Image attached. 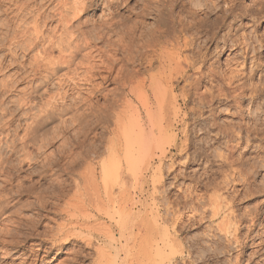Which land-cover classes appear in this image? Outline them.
<instances>
[{
  "label": "bare ground",
  "instance_id": "bare-ground-1",
  "mask_svg": "<svg viewBox=\"0 0 264 264\" xmlns=\"http://www.w3.org/2000/svg\"><path fill=\"white\" fill-rule=\"evenodd\" d=\"M252 1V4L246 5L242 0H152L151 5L146 6L148 8L145 13L154 16V23L151 26H146L145 24L147 23L144 25L142 23L139 26L137 24L131 26L132 28L128 32L125 31V33L127 32V41L121 47L124 54L122 55L121 53L122 56L120 57L117 53L103 50L105 47H102V49L101 46H97L96 40L100 38L104 39L103 41L111 42L109 36L107 37L106 35L107 33L103 32L105 28H111L109 26L111 24L101 22V24L99 23L100 25L96 24L99 25L98 27L92 25V28L85 30L90 21L89 18H85L95 12L99 0H0V135L7 130L11 131V136L15 135L16 131L13 129L14 127H11L17 117L15 115L19 114L24 120H29L25 125L24 134L20 135V141H17L16 135L13 136L12 140H4L6 142L0 137V179L3 178V183H0V244L10 247L11 252L13 251L12 253L8 252V250L7 252L6 250L5 252L2 251L3 255H0V264H54L56 260H59L61 253L59 251L63 244L70 242L73 238H80L87 246L91 247L94 245V238L98 234L97 240L99 243L100 239L98 237H100V234L107 239L96 245V250H94L97 254H94L97 257L94 260V264H133L134 260L140 264H198V260H201V258L202 260H207L206 263L208 264V260H216L221 253L220 257L223 254H229L230 258H227L225 264H244L250 261V264H253V257L256 253L254 247L262 233L260 227H264V224H262L264 221V206L255 213L253 212L254 216H248L249 219L251 218V221H249L251 225L248 226L247 235L244 237L243 227L246 228L243 226L245 222L244 214H240L241 216L236 214L235 202L239 197V192L244 190L246 185V191L247 189L252 191L253 173L246 170L244 163L241 161L242 159L239 160L234 155L238 147L244 142L248 146L254 140V137L257 139L264 138V32H259V25L264 22V0ZM147 18L150 19L151 17L148 16ZM54 22H56V25L53 30L49 31L51 28L48 27H51L50 24ZM64 38L66 39L64 40ZM227 50L236 51L235 53L237 54H235V57L233 55V57L230 56L229 59H226L225 67L224 65L222 67L221 65L217 66L212 61L213 54ZM20 51L22 53L21 57L24 56V59L26 57L28 64L27 62L25 63L24 59V62L18 60ZM8 55L11 56L9 60L7 59L9 58ZM21 57L20 59L22 60ZM19 62L25 63V65ZM12 65H15V71L9 75H7V72L6 75H3V72ZM82 68L85 69V73L83 72L81 76L87 75L91 86L87 88L88 92L86 93L88 95H80L78 98L75 97L76 95L73 91L76 90L75 88L79 84L77 81L80 79V72L76 71H80L79 69ZM75 72L79 74H77L79 77H77V81L72 76ZM70 73L73 74L70 75ZM24 74L31 76V80L27 76V79L25 78L26 80H24H29L31 85L27 84L28 88H21L20 94H15V92L14 94L18 98L11 100V94L16 91L14 88L20 89L16 85V83L21 82L18 78L22 79L21 75L24 76ZM97 74L101 79V81L99 80L100 83L98 80L96 83V80L94 81L95 78L93 79ZM108 82L115 83L117 86L106 90L105 84ZM51 85L59 86L65 91H62L63 95L58 91L57 94L59 96L57 95L54 101H51L54 95H51L49 91L53 98L51 96H49L51 100L45 98V105H43L44 92L47 93V89L51 90L54 88H51ZM86 87L88 86L86 85ZM125 87H129V89L126 88L129 90L128 99L126 98L128 101H125V97H123L124 99L120 97L124 94L120 89L122 90ZM41 89L46 90L40 93ZM7 93L9 95L6 96V100L13 104H11L12 106L3 107L5 104L3 96ZM117 93H119L121 99L118 98ZM79 94L77 95L79 96ZM125 94L127 93L125 92ZM99 97L104 99L102 105L95 101ZM36 99H39L42 107H44L38 112L34 110L37 107V103H39ZM116 99H119L118 102L124 100L123 102H126L124 105H127L128 102V107H125L129 113L127 120H124L125 114L123 112L124 115L121 117V111H117V107V109L114 108V105L118 103ZM2 100L3 102H1ZM60 100H63V102H60ZM258 100L263 104H261L262 108H260L261 105L258 106ZM53 103L58 105H51ZM66 103H70L69 106H72V108L78 104L75 107L79 109V105L83 104L84 107L86 106L85 108L89 109L87 110L89 112H86V109L81 110L80 113L79 110L77 111V114L85 111L80 116L78 115V119H81L82 116L81 120L84 125L95 117H100L101 121H110L116 117L115 120H117L110 121L108 125L109 127L115 123L116 129L112 133L117 135L115 138L119 136L117 140L112 139L109 145V155L113 161H108L109 165H107V162H103L104 168H102L104 171L103 175L110 169H114L116 174L118 172V175L113 176L114 178L116 177L115 182L116 179L119 183L122 182L121 180L124 182L125 175L132 173H127L128 171H134L135 168L142 166L149 170L153 169L154 174L159 172V175H162L163 164L173 149L177 152L172 154V157L184 155L183 164L186 166V171L183 176L195 181L193 184L189 183L190 186L189 184L188 186H178L179 191L181 190L185 193L184 199L179 200L181 197L177 200L174 199V201L167 199V202L162 199L164 202L162 203L160 200V186L163 184V176L156 178L158 175L156 173L154 175L155 178L153 179L152 177V186L148 184L147 198H149L147 199V204L144 202L146 207L143 205L145 207V210L142 209V211L144 210V215L141 214L140 209L139 211L135 210V206L140 200L134 202V198L131 197L132 194H129L128 190H125L127 192L125 196L123 189L122 199L124 198V200L121 202H118L121 197L118 201L112 197L113 194L110 192H113V190H109V196H111L110 198L107 197L108 202L105 201L106 203L98 199L97 196H95L97 198L93 199L92 194H89L91 199L87 196L88 200L87 198L82 200L83 202L81 201L82 203L79 207L86 218V226L84 228L87 232L84 234L85 229L83 227L79 231V229L67 222L57 223L56 230L48 229L46 233L37 232L35 224L42 220V214H37L39 220H37L38 217L16 216L19 212H17L19 205L23 208L28 206L23 204L21 198H19V196L21 197L25 194H35L36 202L32 203L38 210L48 208V199L44 196L43 191L41 192L37 188L38 186L36 187L35 183L26 185L20 180L22 183L19 182L20 185L17 183V188H14L15 171L19 167L15 163L17 159L15 155L22 153L25 159L28 158L29 162H31L35 161L34 151L37 150L38 153L42 154V148L52 143L43 141L44 137L45 139L49 138L47 134H49L50 128L47 127V124L56 116H61L57 118L59 120L65 116L64 114L67 115L65 111H70L71 108L69 106V109L66 108L67 106L64 105ZM223 105H225V108H222ZM253 109H256L257 113L252 115ZM71 111L74 110L71 109ZM75 111L74 114L76 113ZM230 111L233 115L239 116L240 119H245L247 116L245 112L247 111V114L251 116L252 122L236 124V122L227 123L220 120V115L223 112L228 113ZM68 113L70 114V112ZM7 114H11L12 118L5 120L7 118L4 117ZM77 114L75 115L77 116ZM73 118L77 119V117L75 118L73 115L71 118L73 120L71 123L74 124L78 119L74 120ZM198 134L203 135V137L196 140L199 137ZM85 135L86 132L83 138H85ZM74 138L76 139L77 137ZM99 139L101 140V138ZM220 140L225 144L223 145L224 151L218 152L217 150L216 152L219 153L224 165L228 167V172L225 174L227 182H224L226 183L225 189L227 185L229 188L223 192L231 193L232 191L234 195L231 198L225 197V194H221V189H223L220 186L221 184L219 185L216 182L217 186H214V192L209 196L210 207H212L211 223H215V225H212L214 229L210 231V234L207 232L210 242V245L207 246L200 239L188 238L186 240L182 235L187 222H191L190 225H203L206 218L205 214L210 210H207L204 206L205 209L200 213L201 207L199 209V206H197L199 202L202 204L203 201L199 198L201 197L199 187L208 185L209 181L202 184L204 179L201 180L196 177L198 172L194 171L195 173L191 174L192 172L187 171V168L197 163V161H200V165L205 162L204 167H209V169L205 170L204 178L210 179L212 171L215 172V168L213 169L212 166L210 168V165L207 164L208 162L204 160H208V155L211 153V145ZM83 142L85 143V140ZM84 143L80 140L78 144L85 146ZM195 144H198V146H195ZM94 145L92 146L98 147L100 144ZM87 146L90 148V145L87 144L85 147ZM194 146V151L189 153L188 151ZM257 146L262 149L260 150L262 154L259 156L264 159V148H262L261 144ZM81 149H84L80 153L81 156L77 154L80 151L74 153L75 150H72L73 154L67 153L69 155L67 156L65 151L67 148L64 153L63 151L57 152L55 157L58 156V158L55 159L53 156L54 159L51 158V161H54V163L50 164L48 162L50 159H48L49 156L47 155L48 157H44L47 161L43 158L46 162L44 164L43 161V164L46 166L48 162L49 165L57 164L63 171H76V167L81 166L83 162L85 165L89 164L90 161L92 162L89 159L91 158L89 157L91 149L90 151L83 147ZM96 150L94 148L93 151L95 152ZM67 151H70V149ZM93 151H91L92 155ZM95 153L98 154L99 152ZM66 156H71L73 159L76 156V159L72 163L70 160L66 161ZM93 156L95 159V155ZM94 164L93 166L90 164L88 166H90L89 168L94 167L92 170L96 172ZM85 165H83L84 169L87 168ZM171 168L172 171H176L173 162ZM114 170H112L111 175H113ZM244 173H246L245 178ZM241 175H243V178H241L245 185L242 188H238L239 182L237 179H240ZM104 176L106 177L107 175L105 174ZM178 176L179 174H175L174 178L177 180ZM135 181L137 180L135 179ZM125 182V185L129 183L126 180ZM130 184L132 185V183ZM174 185L176 184L174 183ZM58 188L61 189L62 186ZM128 189L130 190V188ZM63 193L61 194L63 195ZM87 193L85 194L87 195ZM163 196L165 198V195ZM32 203H29V205L33 206ZM73 207L76 209L75 206ZM68 209H66V213ZM92 209L97 211L96 214H91ZM187 212L189 218L185 220ZM43 215L48 217L45 214ZM101 218L106 219V221L96 223ZM90 220L95 221V224L91 225ZM103 224L104 226H102ZM114 227L119 230L121 238H125L128 234L132 235V245L136 249V255L125 248L126 246L123 248L116 246V243L120 241V237L118 236L119 239L116 238L117 236L113 233ZM33 239H40V241L35 240L36 242H34ZM128 239L126 238V241ZM30 241L31 243L28 244ZM209 242L206 243L208 244ZM200 249L207 251L201 258L196 254ZM122 252L124 253L123 256ZM10 253L12 256L13 254L18 255L12 258Z\"/></svg>",
  "mask_w": 264,
  "mask_h": 264
},
{
  "label": "rangeland",
  "instance_id": "rangeland-1",
  "mask_svg": "<svg viewBox=\"0 0 264 264\" xmlns=\"http://www.w3.org/2000/svg\"><path fill=\"white\" fill-rule=\"evenodd\" d=\"M118 2L116 3V0H103V1H101V0H99V2H98V5H97V7H96V10H95V12L93 13V14H90V15H87V17L85 18V19H88L89 18V23H88V26H86L84 29L85 30H89V28H92V25H96V24H101V22L102 23H106V24H111V25H109V26H111V28L109 27V29L108 28H105L104 30H103V32H106L107 34V37L109 36V38L111 39V42H109V41H107V40H105V41H103L102 40V38H100V39H97L96 41H97V46H101V48L103 47H105L103 50H108L110 53H117V55L119 56L120 55V57L124 54L123 52H122V50H121V47L123 46V44H124V42H126L127 41V36H126V34H127V32L129 31V29H131L132 27L131 26H135V25H137V26H139V25H142V23H143V25L145 24V23H147V24H145L146 26H148V25H150L151 26V24L152 23H154L153 21H154V16L152 15V14H146L145 13V11H146V9L148 8V7H146V6H149V5H151V1L150 0H117ZM142 1V2H141ZM150 1V2H149ZM186 1V0H185ZM246 3H245V2ZM252 0H242V2L244 3V4H248V5H250V4H252V2H251ZM111 2V3H110ZM149 2V3H148ZM103 4V5H102ZM105 4V5H104ZM117 4V5H116ZM120 4H122V5H120ZM115 5V6H114ZM144 5V6H143ZM119 8H118V7ZM134 6V7H133ZM135 9V10H134ZM141 10V11H140ZM137 12H142V14H143V12H144V14L142 15V14H140V13H137ZM151 17L150 19H148L147 17ZM112 17V18H111ZM111 19V20H110ZM124 20V21H123ZM96 21V22H95ZM90 24V25H89ZM99 24V25H100ZM56 25V22H54V23H52V24H50V26L51 27H48V28H51V29H49V31H51V30H53V28H54V26ZM99 25H96L97 27L99 26ZM114 25V26H113ZM116 25V26H115ZM91 26V27H90ZM114 28V29H113ZM118 28V29H117ZM250 30V29H249ZM125 31H127L126 33H125ZM259 32L261 33H263L264 32V22H262L260 25H259ZM125 34V35H124ZM115 35V36H114ZM117 37V38H116ZM113 38V39H112ZM66 38H64V40H65ZM121 40V41H120ZM106 42V43H105ZM107 44H108V47H107ZM110 44V45H109ZM122 44V45H121ZM118 45H121V46H117ZM110 46V47H109ZM114 48H116V49H114ZM115 51H114V50ZM236 51H232L231 52V50H227V51H224V52H219V53H215V54H213V56H212V61L218 66H220L221 65V67L224 65V67H225V64H226V59H229L230 58V56H232L233 57V55H234V57H235V54H237V53H235ZM121 53H122V55H121ZM1 54V53H0ZM19 57H18V60L19 61H22V62H24L23 61V57H21V55H22V53H21V51H20V53H19ZM9 56V58H7L8 60L9 59H11V56L10 55H8ZM0 57H1V55H0ZM20 57L22 58V60L20 59ZM231 57V58H232ZM1 60V59H0ZM25 63L27 62V64L29 63L28 62V60L26 61V57H25ZM19 63H21V62H19ZM25 63H21V64H23V65H25ZM218 63V64H217ZM26 64V65H27ZM22 66V65H21ZM15 67V65L13 66H11L10 68H7L6 70H5V72H3V75H6V72L8 73L7 75H9V74H12V72H14L15 71V69L16 68H14ZM85 68V67H84ZM84 68H82L83 69V71H82V69H79L80 71H76V72H80V79H79V81H77V77H78V75L76 74V72H75V74H73V73H70V75H72V76H74L75 78H74V80L75 81H77L79 84L77 85V87H81L80 89L79 88H75L74 90L75 91H73V93L76 95L75 97H80V95H82V96H84L85 94L86 95H88L86 92H88L87 90V88H89V86H91V82H90V80H88L87 79V75H84L83 77L81 76V75H83V72L85 73V69ZM29 69V68H28ZM8 70H9V72H8ZM22 70L20 69V72H21ZM28 71V70H27ZM26 71V72H27ZM26 72H24L25 74H28V73H26ZM22 73V72H21ZM23 74V73H22ZM24 74V76L23 75H21L22 76V79H19L18 78V80L19 81H21V82H19V83H16V85L18 86V88H20V89H18L17 90V88H14V90L16 89V91H14L13 92V94H11L12 96L10 97V98H12L11 100H16L18 97H17V95H15V94H18L19 93V91L21 90V88H25V87H27L28 85L27 84H29V86L31 85L30 84V82H29V80H31L30 78H31V76L29 77V76H27V75H25ZM98 75V74H97ZM96 75V77H93V79H94V81L97 83V80L99 81H101V79H100V77H99V75L97 76ZM29 77V80H27V81H24V80H26L27 79V77ZM86 76V77H85ZM2 77H4V76H2ZM78 77V78H79ZM83 79H82V78ZM26 78V79H25ZM98 78V79H97ZM85 79H87V80H85ZM57 80V79H56ZM23 81V82H22ZM88 81V82H87ZM100 81H99V83H100ZM24 82H26V84H24ZM55 82H57V81H55ZM72 82V81H71ZM74 82V81H73ZM94 82V83H95ZM87 83V84H86ZM89 83V84H88ZM107 84V85H106ZM105 84V86H106V90H110L109 88H113V87H116L117 85L115 84V83H111V82H108V83H106ZM22 85V86H21ZM27 85V86H26ZM86 85L88 86V87H86ZM115 85V86H114ZM20 86V87H19ZM24 86V87H23ZM28 86V87H29ZM27 87V88H28ZM52 87H54V88H52ZM55 87H57V88H55ZM84 87V88H83ZM26 88V89H27ZM52 88V89H51ZM51 90H49V89H47V93L46 92H44V100H42L43 102H42V104L43 105H45L44 104V102L46 101V99H48L49 98V96H51V95H54V98L51 100L50 98L48 99V100H51V101H54V99H55V97H57V93H58V91H59V93L61 94V95H63V92L65 91V89H62L61 87H59V86H56V85H54V86H52L51 85ZM108 88V89H107ZM126 88H128L129 89V87H125V88H123L122 90L120 89V91H122V93H124V94H122L121 96L119 95V93H121V92H119V93H117V96H118V98L119 99H124L123 97H125V101L128 99V95H129V90L128 89H126ZM54 89V90H53ZM66 89H68V87H66ZM79 89V90H78ZM22 90H24V89H22ZM42 91L40 92V93H42L44 90H46V89H41ZM53 90V91H52ZM64 90V91H63ZM85 90V91H84ZM123 90H124V92H123ZM51 93H50V92ZM57 91V92H56ZM63 91V92H62ZM70 92H72L71 90H69ZM16 92V93H15ZM55 92V94H53ZM84 92V93H83ZM125 92L127 93V94H125ZM15 93V94H14ZM51 95H50V94ZM80 93V94H79ZM20 94V93H19ZM49 94V95H48ZM77 94H79V96L77 95ZM7 95H9L8 93L5 95V96H3L4 97V99H5V104L3 105V107H8V105H11V104H13L12 102L10 103L8 100H6V96ZM61 95H60V98H61ZM59 96V95H58ZM121 98H120V97ZM46 98V99H45ZM59 98V97H58ZM58 98H56V100L58 99ZM59 98V99H60ZM117 98V97H116ZM127 98V99H126ZM59 99H58V101H59ZM62 99V98H61ZM99 99V100H98ZM98 99H95V101H97L100 105H102L103 104V102H104V99L102 98V97H99ZM118 99V100H119ZM36 100H38L39 101V99H36ZM117 100V99H116ZM118 100L116 101V102H118ZM57 101V102H58ZM122 101V102H121ZM121 101H119L118 103H119V106H118V103H116L117 104V106H116V104L114 105V108H116L117 109V111H121L120 112V114L122 115H120L121 117H123V115H124V117L123 118H125L124 120H127V117L129 116V113H128V111L125 109V107L127 108L128 106V102H127V105H124V104H126V102H123L124 100H121ZM128 101V100H127ZM1 102H3V100L1 101ZM60 102H63V100H60ZM7 104V105H6ZM41 104V101H39V103H37V107L34 109L35 110V112H38L40 109H43L44 107H42V104ZM69 104L70 103H66V104H64L65 106H67L66 108H68V106H69ZM122 104V105H121ZM258 106H260L262 103H260V101L258 100ZM51 105H55L54 103L53 104H51ZM58 105V104H57ZM57 105H55V106H57ZM85 105V104H84ZM263 105V104H262ZM260 106V108H262L263 106ZM12 106V105H11ZM41 106V107H40ZM60 106V105H59ZM74 106V105H73ZM75 106H78V104L77 105H75ZM74 106V108H72V106H69V108H71L72 110H76L75 112V114H77L78 112V110H79V113L81 112V110H84V109H86V112H89V111H87V110H89V109H87V108H85L84 106H83V104H80L79 106H80V108L79 109H76L77 107H75ZM83 108H82V107ZM61 107V106H60ZM225 108V105H223L222 106V108ZM68 108V109H69ZM82 108V109H81ZM71 109H70V111H68V110H66L65 112L67 113V115L66 114H64L65 116H63L61 119H57V118H60L59 116L57 117H55L53 120H51V121H49V124H47V127H49L50 128V130H49V134H47L48 136H49V138L46 140L45 139V137H44V140L43 139H41V140H43L44 142H52L51 144H48V145H46V147H43L42 148V154H40V152L38 153V151L36 150V151H34L33 153H35L33 156H34V160L35 161H31V162H35V163H31V162H29V160H28V158L27 159H25V157H24V155L22 154V153H18V154H16L15 156H16V160H15V163H16V165H18L19 167L16 169V171H15V173H16V176H15V180L13 181V185L15 186L14 188L16 189L17 188V186L18 185H20L19 184V182H24L26 185H28V184H30V183H35L36 184V187L39 189V190H41V192L43 191V194H44V196L46 197V199H48V201H49V205H48V208H46V209H44V210H38L34 205H33V203L32 202H36V196H35V194H25V195H22L21 197L19 196V198H21V201L23 202V204H26V205H28V206H25V208H23V207H20V205H19V207H17L18 209H17V212L20 214H18L17 212V214H16V216L18 215V216H24V217H26V218H28V217H30V218H37L38 217V215L37 214H42L41 215V219L42 220H40V221H38V222H36V228H37V232H45L46 233V230H52V229H55L56 230V228H57V226H58V224L59 223H70V225L71 226H73V227H76L77 229H79V231H81L82 229V227H83V229H85L84 227L86 226V218H85V216H84V212H82L81 211V209H79V207H80V204L83 202L82 200H86V198H87V200H88V197L87 196H89L90 198L89 199H91V196L93 197V199L94 198H97L98 197V199H100L102 202H104V203H106V202H108V199H107V197L108 198H110V196H109V194L110 193H112L113 194V198L115 199V200H119V198L121 197V199H122V196H123V194L126 196L127 195V190L129 191L128 193L129 194H132L131 195V197H133L134 198V202L135 201H138V200H140V202L138 201L137 202V204H136V206H135V210L136 211H139V209L141 210V214H143V211L145 210V207H146V204H147V202H148V198H147V193H148V184H150L151 186H152V177H153V179L155 178L154 177V175L157 173L158 175H157V177L156 178H158L159 176H163L162 178H163V184L160 186V190H161V202L162 203H164V202H167L168 200L169 201H171V200H173L174 201V199H178V198H180L179 200H182V199H184V194L185 193H183L181 190L179 191V185H184V186H188V184L190 183V184H193V183H195V181H193L192 179H190V178H187V177H184L183 175V173L186 171V166L183 164V162H184V159H185V156L183 155V156H173L172 157V154H174V153H176L177 151L175 150V149H173L169 154H168V158H166V160H165V162H164V164H163V170L161 171V174L162 175H159L160 173L159 172H155V174H154V170L152 169V170H149V169H147L145 166V168L142 166V167H139V168H135L134 169V171H126L127 173H130V172H132V173H130V175L129 174H127V175H125V179H124V182H123V180H121L120 182L121 183H119V181H117V179H116V182H115V178L113 177V176H116V175H118V172H117V174H116V172H115V170L114 169H110V168H108V169H110V171H107V172H105L104 173V175L106 174L107 176L105 177L104 175H103V169L102 168H104L103 166V162L105 163V162H107V165H109L108 163V161H113V160H111V157H110V155H109V145H110V142H111V140L112 139H115V140H117V138L119 137H117V138H115L117 135H115L114 133H112L113 132V130H115L116 129V127H115V123H114V125H112V126H109L108 127V125L110 124V121L112 122L113 120H115V118H113V120L111 119L110 121H101L100 120V117H95V118H92L90 121H89V123H86V125H84L83 123L84 122H82V116H81V119H80V121H78L79 119H78V117L82 114V113H85V111L84 112H82L81 114H77V116L74 114V111H71ZM254 111H252V115L253 114H255V113H257V111H256V109H253ZM232 111V110H231ZM231 111L230 112H223V114L222 115H220V117H221V119L220 120H223V121H226L227 123H230V122H233V123H235L236 122V124L237 123H243L244 124V122H252L251 121V116L250 115H248L247 113V111L245 112L246 113V117H245V119H240L239 118V116L237 117V115H233L232 113H231ZM233 111H234V109H233ZM232 111V112H233ZM34 112V111H33ZM68 112H70V114L68 113ZM71 112H73V113H71ZM16 114H17V112H16ZM74 115V117L76 118L77 117V119H74V120H77V121H75L74 122V124L73 123H71L73 120L71 119L72 117H73V115ZM79 115V116H78ZM8 116V117H7ZM17 116V117H16ZM70 116V117H69ZM249 116H250V118H249ZM15 122H14V125L13 126H11L13 129H15V135H16V139H17V141H20V135H23L24 134V130H25V125H26V123L27 122H29V120L27 119H25L24 120V118H21V115H15ZM91 117H93V116H91ZM120 117V119H122ZM4 118H7V119H5V120H9L8 118H12V116H11V114H7V115H5V117ZM66 118V119H65ZM18 119H20V120H18ZM67 120V121H66ZM97 121V122H95V121ZM117 120V119H116ZM115 120V121H116ZM123 120V119H122ZM31 121V120H30ZM52 121H55V122H52ZM64 121V122H63ZM66 121V122H65ZM92 121H93V123H92ZM100 121H101V123H100ZM78 122V123H77ZM82 122V123H81ZM102 122H104V123H102ZM107 122H108V124H107ZM75 123H77L78 125H80V126H78L77 124V126L75 125ZM79 123H81V124H79ZM91 123V124H90ZM107 125H106V124ZM241 123V124H242ZM73 126H72V125ZM87 124H88V126H87ZM90 124V125H89ZM93 124V125H92ZM112 124V123H111ZM68 125V126H67ZM85 126H86V128H85ZM90 126H92V127H90ZM105 126V127H104ZM264 126V125H263ZM78 127H79V129H78ZM91 129H90V128ZM95 127V128H94ZM97 127V128H96ZM111 127V128H110ZM112 127H113V129H112ZM22 128V129H21ZM68 128V129H67ZM12 129V130H13ZM86 129H88V130H86ZM107 130V131H106ZM48 131V130H47ZM79 131H80V134H79ZM96 131V132H95ZM10 132V133H9ZM23 132V133H22ZM85 132H86V135H85V138H83V136H84V134H85ZM88 132V133H87ZM76 133H78V134H76ZM81 133H82V135H81ZM94 133V134H93ZM109 133V134H108ZM19 134V135H18ZM111 134H113L112 136H111ZM15 135H13V136H15ZM47 135H45L46 137H48ZM199 135V134H198ZM3 136V137H2ZM13 136H11V131H5V132H2L1 133V135H0V137L3 139V141L4 140H12V138H13ZM79 136V137H78ZM87 136V137H86ZM102 136V137H101ZM253 137H254V135H252ZM252 136H251V138H252ZM18 137V138H17ZM74 137H77L76 139L74 138ZM112 137V138H111ZM201 137H203V135H199V137L196 139V140H199V138H201ZM212 137H214V136H212ZM6 138V139H5ZM99 138H101V140L99 139ZM109 138H110V141H109ZM75 140V141H74ZM80 140H81V142L82 143H84L83 142V140H85V146L88 144V145H90V148H89V146H87V147H85L83 144H81L82 145V147L83 148H87V150L89 149V151H90V149H91V151H93L94 150V148L95 149H97L95 152H99L98 154H96L94 151L92 152L93 153V155H95V159H94V156L91 154V151H90V156L89 157H91V158H89V159H91L92 160V162L90 161V165L91 166H93V164H94V166H95V171L96 172H93L94 170H92V168H94V167H92V168H89L90 166H88L89 164H87V165H85V163L83 162V164L81 165V166H77L76 167V171H63L59 166H57V164H51V165H49L50 163H54V161L52 162L51 161V158L52 159H54V157H55V155L57 154V152L59 153L60 151H63V153L66 151V154L67 153H71V154H73V151L75 150V152L74 153H76L77 151H80V152H77V154H79L80 155V153L82 152V151H84V149H81L82 147H80L81 145L80 144H78L79 142H80ZM260 140V141H259ZM3 141H2V143H3ZM6 141H4V142H6ZM89 141H90V143H89ZM94 141V142H93ZM96 141V142H95ZM118 141H119V139H118ZM213 141H215V140H213ZM92 142H93V144H92ZM217 143H214L213 145H211V153H209V155H208V160H204V161H207L208 163V165H210V168H212L213 167V169L215 168V172H213L212 171V176H211V178L210 179H208V178H204V172H205V170H207V169H209V167H204L205 166V162L202 164V165H200L199 164V162L200 161H197V163H195V164H192L191 166H189V168H187V171H191L192 173L191 174H194L195 172H198V176L196 175V177L197 178H200L201 180H203L202 181V184L204 183V182H206V181H209V183H208V185H202V186H200L199 188H200V190H199V194L201 195V197H199V198H201V201H202V204H201V202H199L200 203V205H199V203H198V205L197 206H199L198 208L200 209V207H201V211H199L200 213L202 212V210L203 209H205V207H206V209L207 210H209L208 212H207V214H205V223H203V225H201V226H199V225H196V224H193V225H190L191 224V222L190 223H188L187 222V225H186V227H185V229L183 230V233H182V235H183V237H185V239L186 240H188V238L189 239H200L201 240V242H203L204 244H206L207 246H209L210 245V242H209V234H210V231H212V229H214V227H212V225H215V223H211V218H212V211H211V208L212 207H210L211 205H210V200H209V196L210 195H212L213 194V192H214V189H215V187L214 186H217V184H221L220 186L224 189H221V194H225V197H228V198H231V196H233L234 195V193H232V191H231V193L229 192V193H226V192H223V191H225L227 188H229V186L227 185V187H226V189H225V182H227L226 181V179H227V177L225 178V174H226V172H228L227 171V168L228 167H226V165H224V163L221 161V159H220V157H219V153L218 152H223L224 151V146L223 145H225L224 143H223V141L222 140H220V141H216ZM222 142V143H221ZM252 142V143H251ZM249 144H248V146H247V144H246V142H244L243 144H241L239 147H238V149L235 151V153H234V155H235V157H237L239 160H241L243 163H244V168L246 169V170H248V171H250V173H253L252 174V176H253V186H252V191L251 190H248L247 189V191H246V188H247V185L245 186L246 188H244V190H242V191H240L239 193V197L236 199V202H235V210H236V214H238L239 216H241V215H243L244 214V218H245V222H244V224H243V226H245L246 228H244L243 227V234H244V237H246V235H247V231H248V226H250L251 225V223H249V221H251V218L249 219V217H252V216H254L253 214L257 211V210H259L261 207H263L264 206V159H263V157H261V156H259V155H261L262 153L260 152V150H262V149H260V148H258V146L257 145H260L261 144V146H262V148H264V138H259V139H257V138H255L254 137V140L253 141H251ZM106 143V144H105ZM197 143H199V142H197ZM41 144H42V141H41ZM77 144V145H76ZM93 146H95L94 144H100L98 147H93ZM108 144V145H107ZM63 145H64V147H63ZM195 146H198V144L196 145L195 144ZM195 146L191 149V150H189L188 152L189 153H191V152H193L194 151V149H195ZM215 148H214V147ZM257 148H256V147ZM62 148V149H61ZM67 148V150H69L70 149V151H67V150H65ZM92 148H93V150H92ZM105 148V149H104ZM65 150V151H64ZM73 150V151H72ZM218 150V152H216ZM6 151H8V150H6ZM72 151V152H71ZM44 152V153H43ZM46 153V154H45ZM50 153V154H49ZM54 154V155H52V154ZM108 153V154H107ZM44 154V155H43ZM77 154H76V156H77ZM104 154V155H103ZM37 155V156H36ZM40 155V156H39ZM49 156V158L48 159H50V161H48L49 162V164H48V162H47V165H49V166H47V168H45L46 166H44V164L46 163L45 161H47V159H45L44 157L45 156ZM50 155H52V157H50ZM218 155V156H217ZM47 156V157H48ZM54 156V157H53ZM67 156H69L68 154H67ZM66 156V157H67ZM76 156H75V158L73 159L71 156V158L70 157H67V160L66 161H68V160H70V161H72V163H73V161L76 159ZM81 156V155H80ZM92 156H93V158H92ZM100 156V157H99ZM108 156H109V158H108ZM112 156V155H111ZM157 157H158V155H156ZM22 157V158H21ZM65 157V158H66ZM105 158V160H104V158ZM113 157V156H112ZM31 158H33V157H31ZM31 158H30V160H31ZM36 158V159H35ZM45 159V161H44V159ZM56 158H58V156L57 157H55V159ZM70 158V159H69ZM98 158V159H97ZM103 158V159H102ZM173 158V159H172ZM94 159V160H93ZM97 159V160H96ZM102 159V160H101ZM262 159V160H261ZM22 160V161H21ZM27 160V161H26ZM41 160V161H40ZM253 160H254V162H253ZM256 160V161H255ZM259 160V161H258ZM37 161V162H36ZM43 161H44V164H43ZM64 161V160H63ZM65 161V162H66ZM245 161V162H244ZM19 162V163H18ZM102 162V163H101ZM172 162L174 163V167L176 168L175 170L176 171H172L171 169V164H172ZM248 162V163H247ZM260 162H262V163H260ZM14 163V164H15ZM18 163V164H17ZM21 163V164H20ZM92 163V164H91ZM42 164H43V166H44V169H43V166H42ZM101 164V165H100ZM156 165H157V163H155ZM83 165H85V167L87 166V168H89V169H84V166ZM106 165V164H105ZM155 165V166H156ZM165 165V166H164ZM83 166V168H81ZM212 166V167H211ZM59 169H58V168ZM252 167V168H251ZM257 167V168H256ZM80 168V169H79ZM112 168H114V167H112ZM144 168V169H143ZM165 168V169H164ZM169 168V169H168ZM141 169V170H140ZM145 169H147V170H145ZM20 170V171H19ZM23 170V171H22ZM46 170V171H45ZM84 170H86V171H84ZM92 170V171H91ZM112 170H114L113 171V175H111V173H112ZM144 170V171H143ZM193 170V171H192ZM225 170V171H224ZM245 170V171H246ZM83 171V172H82ZM106 171V170H105ZM195 171V172H194ZM247 171V172H248ZM67 172V173H66ZM86 172V173H85ZM88 172V173H87ZM94 174H92V173ZM125 172V173H126ZM133 172H134V175H133ZM217 172V173H216ZM60 173H62V174H60ZM138 173H140V174H138ZM190 173V172H189ZM43 174H45V175H43ZM47 174V175H46ZM83 174V175H82ZM132 174V175H131ZM152 174V175H151ZM175 174H179V176H178V178H177V180L174 178V175ZM224 174V175H223ZM93 175V176H92ZM96 175V176H95ZM129 175V176H128ZM137 175V176H136ZM245 176H246V173H244V178H245ZM84 177V178H83ZM91 177V178H90ZM93 177V178H92ZM95 177V178H94ZM143 177V178H142ZM243 178V175H241L240 176V179L238 178L237 179V181L239 182V185H238V188L240 187V188H242V187H244V185H245V182L242 180V178ZM86 178V179H85ZM88 178V179H87ZM91 180H90V179ZM106 178V179H105ZM223 178V179H222ZM108 179V180H107ZM135 179L137 180V181H135ZM21 180V181H20ZM114 180V181H113ZM125 180L127 181V183H128V181H129V183L127 184V185H125L126 184V182H125ZM166 180V181H165ZM242 180V181H241ZM2 181V182H1ZM86 181V182H85ZM132 181V182H131ZM225 181V182H224ZM21 182V183H22ZM115 182V183H114ZM118 182V183H117ZM171 182V183H170ZM216 182H217V184H216ZM0 183H3V178H1L0 179ZM17 183H18V185H17ZM60 183V184H59ZM123 183V184H122ZM130 183H132V185L130 184ZM174 183L176 184V185H174ZM89 184V185H88ZM113 184V185H112ZM140 184H142L141 186H140ZM157 184L159 185V183H158V181H157ZM190 184H189V186H190ZM17 185V186H16ZM58 185H60V186H58ZM119 185V186H118ZM166 185V186H165ZM171 185H173V186H171ZM218 185V186H219ZM62 186V188L60 189V188H58V187H61ZM97 187L96 189H95V187ZM109 186V187H108ZM113 187V189H112V187ZM126 186V188H124ZM128 186V187H127ZM133 186V187H132ZM193 186V185H192ZM110 187H111V189H110ZM132 187V188H131ZM135 187V188H134ZM140 187H142V188H140ZM172 187V188H171ZM175 187V188H174ZM58 188V189H57ZM128 188H130V190L128 189ZM137 188V189H136ZM253 188H255V189H253ZM63 189V190H62ZM94 189V190H93ZM107 189H108V191H107ZM123 189H124V193L122 194V192H123ZM111 190H113V192L110 191ZM119 190V191H118ZM142 190V191H141ZM147 190V191H146ZM151 190V189H150ZM59 191V192H58ZM64 192L63 193V195L61 194L62 192ZM90 191V192H89ZM201 191V192H200ZM251 191V192H250ZM58 192V193H57ZM86 192H88L87 193V195L85 194ZM107 192V193H106ZM110 192V193H109ZM118 192V193H117ZM121 192V193H120ZM131 192V193H130ZM210 192H211V194H210ZM253 192V193H252ZM56 193V194H55ZM126 193V194H125ZM163 193V194H162ZM169 193V194H168ZM246 193V194H245ZM91 196H90V195ZM98 194V195H97ZM236 194V193H235ZM250 194H252V195H250ZM59 195H62V196H59ZM94 195V196H93ZM108 195V196H107ZM163 195H165V198H164V196ZM204 197H203V196ZM245 195V196H244ZM95 196H97V197H95ZM115 196H117V197H115ZM163 196V197H162ZM223 196V195H222ZM100 197V198H99ZM130 197V198H131ZM145 197V198H144ZM167 197V198H166ZM206 197V198H205ZM208 197V198H207ZM224 197V196H223ZM245 197V198H244ZM106 198V199H105ZM118 198V199H117ZM127 198H129V196H127ZM132 198V199H133ZM139 198V199H138ZM203 198V199H202ZM119 200L118 202H121V201H123L124 200V198L122 199V200ZM146 199V200H145ZM165 200L164 202H163V200ZM168 199V200H167ZM167 200V201H166ZM29 201H31V202H29ZM82 201V202H81ZM106 201V202H105ZM132 201V202H133ZM208 201V202H207ZM24 202H26V203H24ZM28 202V203H27ZM80 202V203H79ZM146 204H145V203ZM207 204H206V203ZM29 203H32V205L33 206H31V205H29ZM72 203V204H71ZM78 203H79V205H78ZM141 203H142V205H141ZM209 203V204H208ZM256 203V204H255ZM260 203V204H259ZM72 206H70V205ZM115 204H116V201H115ZM205 204V205H204ZM77 205H78V207H77ZM117 205V204H116ZM143 205H145V207L143 206ZM252 205V206H251ZM255 207H254V206ZM53 206V207H52ZM60 206V207H59ZM69 206V207H68ZM73 206H75L76 207V209L73 207ZM205 206V207H204ZM251 206V207H250ZM26 207H29V208H26ZM33 207V208H32ZM62 207V208H61ZM67 207V208H66ZM209 207V208H208ZM237 207V208H236ZM23 210H22V209ZM61 208V209H60ZM64 208V209H63ZM69 208V209H68ZM254 208V209H253ZM256 208H258V209H256ZM21 209V210H20ZM57 209V211H55ZM66 209H68V212L66 213L65 211H66ZM142 209H144L143 211H142ZM49 210V211H48ZM92 210H94V211H92ZM91 210V214H96V210L95 209H92ZM248 210H249V212H248ZM40 211V212H39ZM54 211H55V213H54ZM247 211V212H246ZM51 212V213H50ZM70 212V213H69ZM254 212V213H253ZM69 213V214H68ZM78 213V214H77ZM210 213V214H209ZM43 214H45L46 216H48V217H44V215ZM73 215V216H71V215ZM241 214V215H240ZM252 214V215H251ZM144 215V214H143ZM248 217H246V216ZM251 215V216H250ZM75 216V217H74ZM185 220H188V212H187V215H185ZM85 218V219H84ZM37 220H39V217H38V219ZM68 220V221H67ZM91 221V222H90ZM89 222L91 223V225H93V224H95V221H93V220H90ZM104 221H106V219H100V220H98V221H96V223H100V222H104ZM218 221V220H217ZM216 221V222H217ZM88 222V221H87ZM58 223V224H57ZM90 223H89V225H90ZM110 223V222H109ZM246 224V225H245ZM262 224H264V221H263V223ZM82 225H84V226H82ZM56 226V227H55ZM102 226H104V224L102 225ZM197 226V227H196ZM199 226V227H198ZM211 226V227H210ZM260 227V226H259ZM260 231L262 232L261 233V238L259 237V240H257V242H256V244H255V247H254V249H255V252L257 253H255V255H254V257H253V261H252V263L253 264H264V227L262 228V226L260 227ZM203 230V231H202ZM87 232V230L85 229V231L83 232V234L84 233H86ZM207 232H209V234L207 233ZM44 233V234H45ZM97 233H100V232H97ZM117 237L116 238H118L119 239V237H120V241H118L117 243H116V246H118L119 248H123V247H125V248H127V249H129L130 250V252L131 253H134L135 255H136V249H135V247L132 245V243H133V237H132V235L130 236L129 234L128 235H126L125 236V238L124 237H122L121 238V236H120V233H119V230L116 228V227H114V232H113ZM186 235H185V234ZM187 235H188V237H187ZM97 236H99V234L98 235H96V237L94 238L95 239V241L93 242V246H91V247H89V246H87L86 245V243L82 240V239H80V238H73L70 242H68V243H66V244H63L62 245V247H61V249H60V251L59 252H61L60 253V255H59V260H56V262H54V264H94V260H95V258L97 257L96 256V245H99L100 243H102V241L104 240V239H107V238H105L104 236H102L101 234H100V237H98L99 239H100V243H99V241L97 240ZM119 236V237H118ZM197 236V237H196ZM200 236V237H199ZM205 236H206V238H205ZM205 239H204V238ZM126 238L128 239L127 241H126ZM203 238V239H202ZM34 240V242H36V241H40V239H33ZM36 240V241H35ZM204 240H205V242H204ZM262 240V241H261ZM32 241V240H31ZM31 241L28 243V244H30L31 243ZM96 242H97V244H96ZM120 242V243H119ZM128 242V243H127ZM206 242H209L208 244L206 243ZM130 243H131V246H130ZM128 244V245H127ZM133 246V247H132ZM131 249H130V248ZM259 247V248H258ZM137 248V247H136ZM221 248V247H220ZM219 248V249H220ZM263 248V249H262ZM80 251H79V250ZM95 249V250H94ZM254 249H253V251H254ZM5 250H6V252H7V250H8V252H11V248L10 247H7V246H4L3 244H0V255H3L2 253L3 252H5ZM62 250V251H61ZM64 250V251H63ZM262 250V251H261ZM3 251V252H2ZM79 251V252H78ZM261 251V252H260ZM13 252V251H12ZM11 252V253H12ZM55 252V251H54ZM11 253H10V256L12 257V258H14L16 255H18V254H13V256L11 255ZM94 253H96V254H94ZM207 253V251L205 250V249H200L199 250V252L198 253H196V254H198V256H200V258H201V256H203L204 254H206ZM80 254V255H79ZM123 252H122V256H123ZM222 254V253H221ZM221 254H219V258H217L216 260H214V261H212V260H208V262L211 264H225L226 262V260H227V258L229 259L230 257H229V254H223L221 257H220V255ZM87 255V256H86ZM132 255V254H131ZM134 255V256H135ZM77 256V257H76ZM225 256V257H224ZM260 256V257H259ZM86 257V258H85ZM135 259V258H134ZM220 259V260H219ZM225 259V260H224ZM201 260H202V258H201ZM198 260V264H207L206 262H207V260ZM223 260H224V262H223ZM80 261V262H79ZM136 260H134V262H133V264H136L137 263V261L135 262ZM201 261V262H200ZM221 261V262H220ZM223 262V263H222ZM251 262V261H250ZM250 262L249 263H244V264H250ZM208 263V264H209ZM137 264H140V263H137ZM181 264V263H180ZM191 264H193V263H191Z\"/></svg>",
  "mask_w": 264,
  "mask_h": 264
}]
</instances>
